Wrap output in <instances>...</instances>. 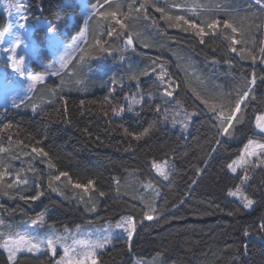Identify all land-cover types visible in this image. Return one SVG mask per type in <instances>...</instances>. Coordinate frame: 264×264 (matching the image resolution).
<instances>
[{"label":"trees","instance_id":"trees-1","mask_svg":"<svg viewBox=\"0 0 264 264\" xmlns=\"http://www.w3.org/2000/svg\"><path fill=\"white\" fill-rule=\"evenodd\" d=\"M68 1L27 0L29 20H45L67 42L86 29L81 49L87 54L80 61L82 53L78 51L63 73L39 84L18 108L0 105V147L6 149L0 152V161L7 172L0 182V220L4 222L0 229L14 231L40 213L60 229L118 222L131 215L137 221L131 250L128 240L121 238L99 254L100 264L148 263L153 259L158 264H264V232L260 229L264 223V168L248 167L250 178L243 190L254 204L247 209L227 194L240 185L243 171L233 175L226 166L249 138L264 137L255 128V116L264 113V63L259 51L264 47V13L257 10L254 0H151L165 11L148 6L124 20L134 33L133 45L127 50L123 39L128 33L111 22L123 35L120 39L102 37L108 41L109 54L89 47L93 34L98 28L106 32L109 22L98 16L86 21L80 6ZM97 2L87 0L91 7ZM121 2L120 11L127 14L132 0ZM141 2L135 0L134 7ZM193 6L196 12L189 10ZM166 14L183 15L198 24L229 20L239 31L232 33L221 23L212 35L205 26L208 34L200 43L201 37L183 21L166 20ZM7 24L0 11V30ZM224 34L237 39L243 36V41L233 46ZM34 35L40 45L45 44L44 29H37ZM41 60L46 65L52 63L46 48ZM161 64L168 73L166 80L179 85L172 97L163 95L156 79L160 71L156 66ZM33 68L44 72L37 63ZM145 71L148 75L142 74ZM253 73L256 83L250 85ZM133 75L137 79H131ZM113 78L118 82L113 84ZM248 87L249 98L241 106L243 112L237 114L245 117L244 122L233 121L231 136L220 134L218 114L209 111L193 93L195 90L213 102L222 99L227 108ZM139 89L146 98L131 115L112 112L113 107H128L125 97L129 99ZM148 93H152L151 99ZM156 105L168 111V121L155 111ZM180 110L197 113L188 134L171 122ZM150 125L154 127L147 137L134 139ZM33 147L42 148L47 155L32 152ZM153 160L172 161L167 182L155 174ZM49 161L54 167H49ZM60 172H67L68 177L55 181L57 190L52 191L49 178ZM129 172L136 173L135 181L127 177ZM16 173L28 182L6 187ZM89 180L94 181L89 193L72 186L86 185ZM148 181L159 194L145 191ZM41 192L40 199H30ZM100 192L105 195L101 197ZM142 201L156 208L152 220L143 219L147 209ZM245 230L250 233L247 237ZM54 260L48 254L21 255L16 264H54ZM0 264H9L1 249Z\"/></svg>","mask_w":264,"mask_h":264},{"label":"snow or ice","instance_id":"snow-or-ice-1","mask_svg":"<svg viewBox=\"0 0 264 264\" xmlns=\"http://www.w3.org/2000/svg\"><path fill=\"white\" fill-rule=\"evenodd\" d=\"M254 3L257 7V10L261 13H264V0H254ZM135 0H132V4L128 5V13H124L120 11V9L123 7V4L121 0H98L96 4L92 6L91 12L88 15V20H91L93 17H100L104 21H108L109 24L107 26V30L100 31L99 28L97 31L93 34V41L89 45L91 48H95L99 52H108L110 54V49L105 47V44L108 43V41H105L102 39L104 35H107L108 37H115L117 39H120V37L123 35V33L118 32L115 27L111 26V22L114 21L116 25H119L120 29H123L125 32H127V36L123 39V47L124 50H127L128 47H131L133 45V35L134 33L129 31L128 25L124 23V20L128 19V17L132 14L133 11L139 12L141 9H147L148 6H152L156 8V11L164 12L165 9L163 7H160L156 4H152L151 0H142L139 7H134ZM107 6V7H106ZM24 5L21 4L17 6L16 11L19 14V20L24 21L28 19V16L23 14L21 12V8H23ZM101 9H104L101 11ZM192 12H196L197 8L196 6H193L191 9H189ZM120 17H123L121 19ZM164 19L172 21L175 20L177 24L180 21H183L185 25L188 26L189 29L193 30L196 36L201 37L200 43H204L203 37L207 35L208 33L205 32V26L212 30L211 34H216L217 25L223 24V28L225 29H231L232 33H237L239 30L232 22L229 20L221 21L219 19H212L209 21H201L199 24L195 21H190L188 19H185L183 15H165ZM19 28H25L24 23L18 24ZM49 33L53 32V29L49 27L47 29ZM4 33H0V37H3ZM86 32H81L80 34V40L83 41L85 39ZM224 38L226 40H230L231 45H236L238 43H241L243 41V36L240 37V39H237L235 37H229L228 35L224 34ZM22 43L19 36L16 37V43L14 46L10 49V51L13 53V55H10L8 57V60H10L11 67L15 73L20 75L21 77L25 76L26 73V79L30 83L27 86V91L31 93L35 86L37 84H43L45 82L46 76H56L59 75L60 71L66 69L68 67L69 62L73 58V53L80 51L82 54L79 56V60L83 61L85 59V55L87 54L84 49H81L79 47L78 42H74L72 45L67 46L64 49V54L60 56L59 58V68H54L53 66L49 65L47 66L44 73H34L30 67H27L25 64L24 58L20 57L19 59H16L15 53H16V47H18ZM57 45L59 42H56ZM264 43V42H262ZM230 50L233 52H236L237 49L235 47H230ZM5 51H9V49H5ZM260 53L262 54L261 63H264V47H261L259 49ZM251 59L253 63L256 61V56L252 55ZM155 63V62H154ZM156 67H159L160 71L156 76V79L160 82V86L163 88V95L165 97H172L173 92L176 88L179 87V85L176 84L175 81L171 79H167L168 73L164 66L157 65ZM156 67L152 68V71H156ZM143 75H148V72L145 71L142 73ZM131 79H137V76L133 75L130 77ZM261 79H264V77H261ZM118 81H116L115 78H113L112 83L115 84ZM250 85H255L256 83V75L255 73L252 74L251 80L249 81ZM114 91V89H113ZM194 95L197 96V99H200L202 103L205 104V106L208 108L209 111L213 113L218 114L219 124H220V134L222 135H229L231 136L232 133L229 131L230 129H234L235 125L233 121H235L236 124L243 123L245 117L243 115H237L239 113L243 112L242 105H245L246 101L249 98V95L251 93V87H248L246 90H243L237 94V99L234 102H229V106L225 108L223 100H219L218 102H213L212 99H206L202 97L199 93H197L195 90H193ZM149 98H152V93H148ZM107 99V98H106ZM143 99V96L140 97V99H136L133 97L132 102L128 105V111H132V105L133 104H140L141 100ZM125 100H128V97H125ZM22 102V98H21ZM167 103V101H165ZM12 105L14 107H19V103H17V97H12ZM123 106L119 107H113L112 112L119 116L124 111ZM155 111L159 113L165 121L169 120V113L167 110L162 111L161 107L159 105L155 106ZM197 113H185V120L190 119L191 116L196 115ZM175 115H179V113H176ZM172 123L175 124V116L172 117ZM10 127V126H9ZM154 125H150L149 128L145 129L142 133L139 135H134V139L141 140L144 137H147L150 132L152 131ZM255 128L258 130L260 134H264V113H261L259 115L255 116ZM125 132L127 133V129H125ZM261 139H254L249 138L247 143L243 146V148L240 150L238 156L231 161V163H228L226 166L227 168L235 174L237 172V168L243 169V175L240 177V185L235 188V190H229L228 195L232 197H236L243 203L244 208H251L254 204V200L249 198L247 195L244 194L243 185L248 181L250 178L248 175L249 168L248 166L251 165V167H259L261 165H264V142H262ZM216 144L219 145L220 141H216ZM6 151L5 148L0 147V152ZM212 152L216 151V148L211 149ZM32 152L37 153L38 155H47V153L44 152V150L38 149L33 147ZM255 157L256 160L253 161L252 158ZM170 161L165 160L162 163H157L155 160L152 161V167L156 170V172L164 179L168 180L170 173L166 171V169L169 167ZM49 167H54V165L49 161ZM197 171H200L199 169ZM7 174L6 168L3 165V162L0 161V182L4 180L5 175ZM61 177H68L67 172H60L58 175H51L49 178L48 186L52 189V191H56L57 189L53 187V183L55 181H59ZM27 179H22L19 173H16L15 180L10 181L6 184V187L11 188L13 186V183H27ZM68 182L71 184V178H68ZM94 181L89 180L86 185H81L80 183H74L72 184L75 188H82L85 192L88 191V189L92 188ZM117 183H119V180H117ZM146 187L151 188L152 184L149 182ZM43 195V192L30 197L31 200H38L40 199V196ZM99 195L103 197L105 195L104 192H100ZM21 199H25V197L21 196ZM146 211H143V219L144 220H152L154 218V213L156 212V208L153 207L150 203L144 202ZM92 211H95V208L93 207L91 209ZM142 222V221H141ZM3 221L0 220V225H3ZM46 223L45 220V213H40L38 216L33 218L30 221V227L35 229L38 226H43ZM137 228V221L136 219L129 215V216H123L121 217L120 221L117 222L114 226H109L106 229H103L102 231L106 233L102 238L98 237L95 240H85V239H78L75 234L70 233V231L65 228L64 234L60 235L57 234L56 230L49 226L48 232L43 236H38L34 234V232L29 231H0V249H3L7 253V259L9 261V264H16L17 260V254L21 252H39L43 250L45 253H51V257H56L57 255V246L63 249V255L60 256L58 259L54 260V264H98V251L99 249H104L106 245L110 244L112 242L114 234L117 232V230H122L123 233L127 234V240L129 242V251L131 250V241L133 238V235L136 232ZM260 229L262 232H264V223H261ZM77 232H79V229H77ZM249 231H244V236H249ZM71 240V243L68 241Z\"/></svg>","mask_w":264,"mask_h":264},{"label":"rangeland","instance_id":"rangeland-1","mask_svg":"<svg viewBox=\"0 0 264 264\" xmlns=\"http://www.w3.org/2000/svg\"><path fill=\"white\" fill-rule=\"evenodd\" d=\"M21 4L24 5V7L21 8V12L28 16V12L26 11L27 0H1V2H0V11L6 16V18L8 20L7 27L3 30H0V33H4L3 37H0V61L2 62V64L0 65V105L2 107H5V108H18V107H14L12 105V97L13 96L17 97V103H19L20 106L22 104H24L26 101H28L31 98L35 89L39 85V84H37L35 86V88L33 89V91L31 93H29L27 91V86L30 82L27 81V79H26V73H25L24 77H21L20 75L15 73L11 67L12 62L10 60H8V57L10 55H13V53L10 51V49L16 43V37L17 36L20 37L22 43H20V45L18 47H16V53H15L16 59L23 57L27 67H30L34 73H38L33 68L34 63H37V65H39L40 67H43L44 72H45L47 66H49V65L44 64L41 60V54H42L44 48H46L47 51L52 56V63L50 65L53 66L54 68H59L58 61H59L60 56H62L64 54V49L67 46L72 45L74 42H78L79 47L81 48L83 46V44L85 43V40H86V35H85V39L83 41L80 40V35H79L73 41L67 42L64 40L63 37H60L54 31L52 33H49L47 31V29L50 26L45 20H42V19L31 21L28 18L27 20L20 21L19 20V14L17 13L16 8H17V6H19ZM68 4L71 6L74 4H78L80 6L82 15L85 17L86 21H88V15L91 12L92 7L88 5L87 0H69ZM19 23H24L25 28H19L18 27ZM41 28L44 29L47 33V39H46V42L44 45H40L37 42L35 35H34V32L37 29H41ZM83 32H87L86 29ZM56 42H59V44L57 45ZM5 49H9V51H5ZM77 53H78V51L73 53L72 60L74 59V57L76 56ZM71 61L69 62L68 66L70 65ZM66 69L60 71L59 74L63 73ZM40 74H42V73H40ZM56 76H46L45 82L51 78L56 77ZM141 96H143L141 103L138 105L137 104L132 105V109L134 110L137 106L141 105L143 103L144 99L146 98V94L143 93V91L141 89H139L138 91L133 93V95L127 100V102H126L127 105H129L132 102L133 97H135L136 99H140ZM21 98H22V102H21ZM133 110L128 111V107H126L124 112H122L119 116H123L126 114L131 115ZM185 113H186L185 111L180 110L179 115L175 116L176 123L175 124L172 123V124H173V126L178 127L180 129L186 131V133H187L189 131V129H191V127L193 126V121L197 117V115L191 116L190 119L185 120V118H184ZM257 133L259 135H264V134H260L258 132V130H257ZM252 160L255 161L256 158L253 157ZM168 161H170V160H168ZM160 163H162V162H160ZM259 167L264 168V165H261ZM153 170H154L155 174L157 175V177L160 178L162 181L167 182L169 180V179L164 180L156 172V170L154 168H153ZM166 171H168L171 174V172H172V161H170L169 167L166 169ZM239 171H243V169L237 168V172L235 174H233L232 172L231 173L233 175H237L239 173ZM135 174L136 173H134V172H129L127 177L131 178L133 181H135L137 179ZM149 182L150 181L145 183L144 184L145 186L143 185L145 191L146 192H153L155 194H157L156 191H158V194H159V190L156 187H154L152 182H150L152 184L151 188L146 187V185ZM89 192L90 191L88 190L87 193H89ZM244 194L247 195L245 192H244ZM229 197L231 199L237 200L241 204H243L241 202V200H239L238 198L232 197V196H229ZM251 208H247V209H251ZM45 220H46V223L43 226H38L35 229H33L32 227L29 226L30 221L25 222V223L21 224L18 228H16L13 232H15V231H20V232L29 231V232H34V234L43 237L48 232L49 226H52L56 230L57 234H60V235L64 234L65 228L60 229V228L48 223L46 215H45ZM116 223L117 222H107V223L99 224V225L82 224V225H78V226H75L73 228H67V229L70 231V233L75 234L78 239L95 240L98 237L102 238L106 234L102 231L103 229H106L109 226H114ZM77 229H79V232H77ZM0 231H3V229H0ZM121 238L127 239V234L123 233L122 230H117V232L113 236L112 242L110 244L106 245L104 249L97 250L98 251V264H100L99 254H101V253L107 251L108 249H110L111 247H113L117 243V241ZM68 242L71 243V240H69ZM1 250L7 256V253L3 249H1ZM41 254H48L51 256V253H45L43 250H41L39 252H34V253H30V252L25 251V252L18 253L17 259L21 255L39 256ZM62 255H63V249L60 248L59 246H57V255H56V257H53V258L58 259ZM159 258L162 259L161 257H159ZM156 260L157 259H153L152 261H149L148 263L143 262V263H137V264H158Z\"/></svg>","mask_w":264,"mask_h":264}]
</instances>
